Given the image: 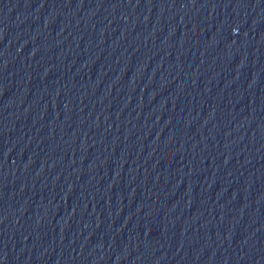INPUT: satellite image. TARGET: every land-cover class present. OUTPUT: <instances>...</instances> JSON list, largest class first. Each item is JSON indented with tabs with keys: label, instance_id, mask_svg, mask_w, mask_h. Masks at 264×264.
I'll use <instances>...</instances> for the list:
<instances>
[{
	"label": "water",
	"instance_id": "water-1",
	"mask_svg": "<svg viewBox=\"0 0 264 264\" xmlns=\"http://www.w3.org/2000/svg\"><path fill=\"white\" fill-rule=\"evenodd\" d=\"M0 264H264V0H0Z\"/></svg>",
	"mask_w": 264,
	"mask_h": 264
}]
</instances>
